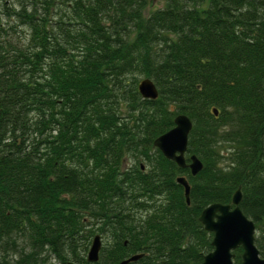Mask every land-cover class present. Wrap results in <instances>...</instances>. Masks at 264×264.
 Returning <instances> with one entry per match:
<instances>
[{
    "label": "trees",
    "instance_id": "obj_1",
    "mask_svg": "<svg viewBox=\"0 0 264 264\" xmlns=\"http://www.w3.org/2000/svg\"><path fill=\"white\" fill-rule=\"evenodd\" d=\"M155 4L0 0V264H199L236 188L264 258V0ZM176 114L194 175L152 145Z\"/></svg>",
    "mask_w": 264,
    "mask_h": 264
},
{
    "label": "water",
    "instance_id": "obj_2",
    "mask_svg": "<svg viewBox=\"0 0 264 264\" xmlns=\"http://www.w3.org/2000/svg\"><path fill=\"white\" fill-rule=\"evenodd\" d=\"M137 91L142 98L154 99L157 90L148 78L141 79L137 84ZM213 114L216 110L212 109ZM191 129V121L184 114H176L173 126L155 137L152 145L166 158L173 161L178 167H187L190 175L200 170L202 164L199 159L191 154L188 162L185 161L187 135ZM175 181L182 186L185 203H188L189 185L184 176H177ZM241 194L239 188L232 193L229 204L217 202L206 205L198 215L202 228L211 233L210 251L202 256L199 264H234L233 257L237 247L241 248L240 264H264L254 245V224L239 208ZM101 242L99 235H94L86 251V260L93 262L98 257ZM141 254H134L118 264H125L136 260Z\"/></svg>",
    "mask_w": 264,
    "mask_h": 264
},
{
    "label": "rangeland",
    "instance_id": "obj_3",
    "mask_svg": "<svg viewBox=\"0 0 264 264\" xmlns=\"http://www.w3.org/2000/svg\"><path fill=\"white\" fill-rule=\"evenodd\" d=\"M160 1L161 0H159L158 2L156 1V2H154V3H156L155 5H154V7H159L161 4H160ZM101 242H102V244H103V239L101 238Z\"/></svg>",
    "mask_w": 264,
    "mask_h": 264
},
{
    "label": "flooded vegetation",
    "instance_id": "obj_4",
    "mask_svg": "<svg viewBox=\"0 0 264 264\" xmlns=\"http://www.w3.org/2000/svg\"><path fill=\"white\" fill-rule=\"evenodd\" d=\"M149 1H150V3L154 4V2H156V1L158 2L159 0H149ZM100 240H101V237H100Z\"/></svg>",
    "mask_w": 264,
    "mask_h": 264
},
{
    "label": "bare ground",
    "instance_id": "obj_5",
    "mask_svg": "<svg viewBox=\"0 0 264 264\" xmlns=\"http://www.w3.org/2000/svg\"><path fill=\"white\" fill-rule=\"evenodd\" d=\"M21 35V34H20Z\"/></svg>",
    "mask_w": 264,
    "mask_h": 264
}]
</instances>
